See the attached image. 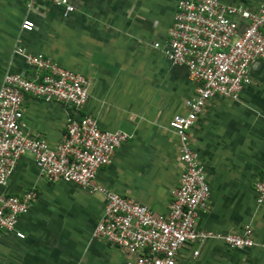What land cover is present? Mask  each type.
I'll return each mask as SVG.
<instances>
[{"label":"crops","instance_id":"0c3cea01","mask_svg":"<svg viewBox=\"0 0 264 264\" xmlns=\"http://www.w3.org/2000/svg\"><path fill=\"white\" fill-rule=\"evenodd\" d=\"M68 1L73 10L62 17L58 6L41 0H0V82L5 73L34 75L14 52L17 46L86 77L79 113L93 116L103 130L126 134L110 163L97 169L95 183L163 213L180 172L178 139L169 121L185 111L183 102L196 86L186 68L162 53L176 0ZM261 1L220 0L246 9ZM24 18L32 21L29 31L20 28ZM236 22L239 31L243 22ZM248 75L235 98H211L187 135L209 188L196 227L239 233L249 226L253 245L186 243L175 264H264V203L257 205L253 192L264 176V61L250 64ZM22 106L23 130L55 145L71 110L29 95ZM29 188L36 198L15 226L23 238L0 231V264H127L125 252L92 236L104 205L101 194L45 180L25 153L0 195Z\"/></svg>","mask_w":264,"mask_h":264},{"label":"built area","instance_id":"2783aa9c","mask_svg":"<svg viewBox=\"0 0 264 264\" xmlns=\"http://www.w3.org/2000/svg\"><path fill=\"white\" fill-rule=\"evenodd\" d=\"M41 1L58 6L62 17L73 10L68 0ZM236 19L243 22L239 31ZM32 26L28 18L20 23L24 31ZM263 28L264 0L255 9L226 5L220 0H176L162 53L171 64L186 68L196 86L193 95L183 102L185 111L174 114L169 121L168 126L178 139L180 172L163 213H155L95 183L97 169L110 163L126 134L103 130L93 116L79 113L87 97L88 79L42 53H30L17 46L14 52L34 70V75L29 78L5 73L0 82V186L5 184L17 160L28 153L45 180L70 182L88 193L101 194L104 205L92 236L125 252L127 264H175L184 244L207 239L221 241L230 248L251 247L249 226L239 233L196 227V214L206 206L209 188L193 156L187 132L211 98H235L249 82L250 64L264 61ZM25 95L44 102H61L71 110L55 145L49 146L39 135L23 130ZM253 192L255 203L263 204L264 176L254 182ZM35 198L36 193L30 188L19 194L0 195V231L14 232L17 238H23L15 229L17 218Z\"/></svg>","mask_w":264,"mask_h":264}]
</instances>
